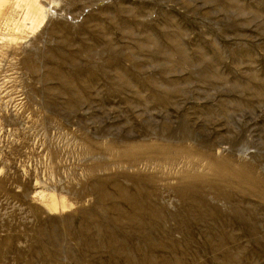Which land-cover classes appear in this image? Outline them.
Listing matches in <instances>:
<instances>
[{"label":"rangeland","instance_id":"374dc122","mask_svg":"<svg viewBox=\"0 0 264 264\" xmlns=\"http://www.w3.org/2000/svg\"><path fill=\"white\" fill-rule=\"evenodd\" d=\"M83 1L92 3L69 10L68 0H44L52 15L35 30L21 31V10L10 12L18 28L0 20V264H73L81 257L89 262V254L81 256L84 234L78 230V211L86 201L92 205L95 201L86 196L87 172L103 158L95 149L106 148L124 131L138 132L141 124H132L152 120L155 133L160 122L176 123L178 115L185 114L201 132L188 142L193 153L201 149V134L226 140L215 153L257 176L264 190V0H235L247 4V20L205 0ZM139 4H149L146 8L155 11L151 34L164 58L137 56L141 67L132 72L140 81L152 79L149 90L154 93L180 92L164 111L141 103L129 105L126 98L137 97V89L107 100L104 77L91 93L86 91L90 69L109 58L108 54L95 60L85 57L95 24ZM254 9H261L260 17ZM158 10L172 17L166 27L162 20L155 21ZM165 30L175 35L166 37ZM111 33L119 44L127 39L117 28ZM178 51L183 58L177 59ZM183 59L190 60L194 69L178 65ZM199 60H207V65ZM210 60H219V65L210 66ZM215 66L225 81L205 80ZM221 109L225 114L218 112ZM90 147L96 151L92 156ZM189 173L198 175L192 182L197 186H207L213 178L203 168ZM53 196L59 211L54 210ZM246 203L260 205L252 224L257 233L250 230L251 224L210 223L216 227L210 232L209 224L200 223L193 236L172 234L178 245L169 238L163 244L156 239L155 244L165 248L156 254L157 261L264 264V200L252 196ZM168 204L174 210L177 202L172 198ZM218 205L223 207L224 202ZM66 225L72 227L67 232ZM104 255L91 256L101 258V264L117 261Z\"/></svg>","mask_w":264,"mask_h":264},{"label":"bare ground","instance_id":"6f19581e","mask_svg":"<svg viewBox=\"0 0 264 264\" xmlns=\"http://www.w3.org/2000/svg\"><path fill=\"white\" fill-rule=\"evenodd\" d=\"M43 1L0 0V20L4 19L9 25L18 28L19 23L15 22L10 12L21 10V31L39 29L52 15ZM205 1L208 5L218 3L226 13L229 9L235 10L243 19H248L245 14L247 4H236L235 0ZM91 3L68 0L67 5L69 10H76ZM149 4L118 10L115 16H109L107 20H100L95 24L94 39L87 44L85 57L95 60L108 54L109 58L97 69H90L86 91L91 93L99 77H104L107 79V100L126 95L129 89H137V97L126 98L129 105L141 103L144 108L154 107L155 110L164 111L173 106L177 96L173 98L180 92L172 95L154 93L149 90L153 84L152 79L140 81L132 72L136 67H141L137 64V56L148 60L164 58L162 47L151 34L150 19L155 11L151 12L146 8L145 5ZM254 12L258 17L261 16V9H254ZM171 19L164 11L158 10L156 13L155 21L162 20L165 27ZM113 27L126 35L124 43L119 44L112 37ZM164 35L174 36L175 32L165 30ZM174 54H177V59L183 58L179 51ZM199 62L207 65L208 61ZM218 62L219 60H210L209 64L219 65ZM126 63L131 65L127 66ZM178 63L192 68L190 60L183 59ZM217 67H210L205 80L225 81ZM135 80H139L140 86H137ZM218 112L225 114L224 109ZM160 123L159 131L155 133L152 128L156 123L152 120L132 124L133 127L141 124L138 132L124 131L120 136L109 140L106 148L95 149L103 158L91 166L84 183L88 200L94 197L95 201L93 205L86 201L87 206L78 211L81 221L78 230L84 234L81 237L83 250L80 253L83 252L81 256L90 255L86 264H101V258L91 255L104 254L117 257V263L113 261L111 264H120L124 260V264H169L166 259L162 263L157 261L156 254L165 251L162 247L163 239L169 238L174 245H178V241L171 238L172 234L193 236L199 230L200 223L209 224L206 230L215 232V225L210 223H225L226 226L238 223L247 226L257 222L260 205H248L246 199L259 196L264 200V190L261 188L263 182L244 167H234L231 162L215 153L219 144L226 140H212L201 134L202 138L198 142L201 149L193 153L188 142L192 136L201 132L195 129V123L187 115L179 114L176 123L169 120ZM95 150L90 147L89 155H94ZM202 168L213 173L207 186L193 184L198 175L189 173ZM172 198L177 205L174 210H169L168 201ZM219 202H224V206L220 207ZM53 204L55 211L61 210L55 196ZM166 224H171L174 228H167ZM69 228L72 227L66 225V232ZM250 230L257 233L253 225ZM202 232H199L200 235ZM156 239H160L162 244L156 245ZM192 245L193 241L190 240V246ZM137 256L143 257V260L137 259ZM73 264H85L83 257L74 260Z\"/></svg>","mask_w":264,"mask_h":264}]
</instances>
